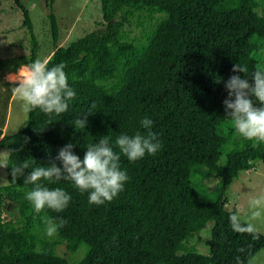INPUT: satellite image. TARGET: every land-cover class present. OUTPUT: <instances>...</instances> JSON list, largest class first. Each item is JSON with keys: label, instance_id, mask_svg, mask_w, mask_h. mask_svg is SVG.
Wrapping results in <instances>:
<instances>
[{"label": "trees", "instance_id": "obj_1", "mask_svg": "<svg viewBox=\"0 0 264 264\" xmlns=\"http://www.w3.org/2000/svg\"><path fill=\"white\" fill-rule=\"evenodd\" d=\"M15 3L33 41L30 64L36 60V37L27 8ZM47 3L56 43L54 0ZM100 9L102 28L56 47L45 61L49 68L66 65L68 84L77 93L67 112L50 118L35 109L22 130L0 129V147L9 150L0 211L10 217L0 222V264H68L56 251L60 244L71 253L84 247L76 264H237V256L246 264L264 248V234L254 239L232 230L229 217L237 211L226 206L228 188L252 161L264 162V143L253 147L242 137L230 138L224 84L232 75L252 83V73L264 70V45L254 49L249 42L250 29L264 39V0H100ZM142 13L149 20L143 39H127L125 26ZM235 64L247 68V77L232 72ZM85 116L86 128L76 129L75 119ZM145 117L153 121L162 147L135 162L121 154L128 180L116 198L91 205L88 193L70 181H41L63 188L72 199L60 213L34 211L26 199L33 185L25 184L32 169L48 166L68 143L83 159L87 146L103 136L119 153L116 137L143 134ZM25 163L24 174L14 178L13 167ZM212 175L218 181L209 189L200 179ZM48 218L71 221L75 234L64 237L59 229L49 237ZM208 223L210 255H205L184 242Z\"/></svg>", "mask_w": 264, "mask_h": 264}, {"label": "clouds", "instance_id": "obj_2", "mask_svg": "<svg viewBox=\"0 0 264 264\" xmlns=\"http://www.w3.org/2000/svg\"><path fill=\"white\" fill-rule=\"evenodd\" d=\"M65 67L64 63H60L49 68L47 62L36 59L23 66V75L18 72L8 76V80L14 85L18 82V86H13L11 90L23 102L26 110L39 109L50 118L54 115L60 116L67 112L70 102L77 96L76 91L68 84ZM247 71L240 64H235L232 68L233 73H244L245 76ZM251 77L252 83L240 75L230 76L224 84L228 96L223 104L226 117L232 121L234 132L253 142L252 146L256 147L264 143V70L254 71ZM253 98L259 106L254 104ZM140 124L145 129L143 134L137 131L132 136L121 134L116 137L114 146L119 149V153L114 151L110 138L103 136L98 143L87 146L83 159L74 153V145L68 143L59 149L58 155L50 160L48 166L32 169L25 178V184L33 185L32 190L26 194V199L34 211L39 214L48 208L60 213L69 206L72 199L63 188H49L40 183L41 181H70L80 193H88V202L91 205L101 206L116 198L124 190L128 180L126 171L120 168L121 154L130 162H135L146 154L156 155L162 147L158 134L152 131L153 121L145 117ZM73 126L76 129H85L87 117L75 119ZM0 166L6 167L7 164L0 163ZM27 168L26 163L13 167V177L23 175ZM249 207L250 217L247 221H242L241 216L234 213L230 215L229 222L234 232L249 234L257 239L258 229L251 221L264 215V198L252 199ZM45 224L46 234L52 237L67 224V220L48 218ZM237 251L243 252L244 249ZM235 259L237 264H244L239 256Z\"/></svg>", "mask_w": 264, "mask_h": 264}, {"label": "rangeland", "instance_id": "obj_3", "mask_svg": "<svg viewBox=\"0 0 264 264\" xmlns=\"http://www.w3.org/2000/svg\"><path fill=\"white\" fill-rule=\"evenodd\" d=\"M28 10L33 33L37 42L36 59L46 61L56 47L68 46L71 42L84 34L102 28L104 21L101 16L100 0H54L53 12L58 24V39L55 43L51 34L48 18V0H20ZM157 15H154V18ZM148 16L140 14L124 28V35L127 39L138 42L144 37L148 30ZM249 42L252 48L256 49L264 39L250 29ZM33 41L31 33L24 24L21 10L16 6L15 0H0V129L3 134H10L22 130L28 119V110L23 102L13 94L11 88L18 86L8 80L9 75H23V66L28 65L31 56ZM260 67L264 69V46L260 56ZM258 106L259 103L257 102ZM228 135L232 139L241 138L235 132L233 125H230ZM253 144L251 141H247ZM9 150L0 147V163H7ZM218 178L214 175L200 179L209 189H214ZM6 167L0 166V190L6 185ZM264 198V162L261 160L252 161L249 169L241 171L231 182L228 188V209L235 208L242 221L250 217V201L252 199ZM13 208L16 202L6 200ZM10 217L0 211L1 225H5ZM258 232L264 234V215L251 221ZM212 223L193 234L184 243L193 247L199 253L210 255V232ZM64 237H72L75 234V225L71 221L60 228ZM59 255L66 257L68 264H76L84 253V247H79L71 253L65 244L56 247ZM246 264H264V248L258 249Z\"/></svg>", "mask_w": 264, "mask_h": 264}]
</instances>
